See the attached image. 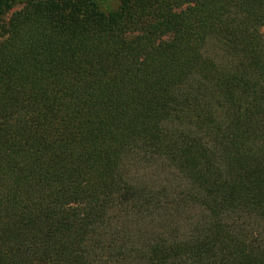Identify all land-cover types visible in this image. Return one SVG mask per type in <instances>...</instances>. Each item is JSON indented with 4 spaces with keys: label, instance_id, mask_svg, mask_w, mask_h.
<instances>
[{
    "label": "trees",
    "instance_id": "1",
    "mask_svg": "<svg viewBox=\"0 0 264 264\" xmlns=\"http://www.w3.org/2000/svg\"><path fill=\"white\" fill-rule=\"evenodd\" d=\"M0 0V264H264V0Z\"/></svg>",
    "mask_w": 264,
    "mask_h": 264
},
{
    "label": "rangeland",
    "instance_id": "2",
    "mask_svg": "<svg viewBox=\"0 0 264 264\" xmlns=\"http://www.w3.org/2000/svg\"><path fill=\"white\" fill-rule=\"evenodd\" d=\"M114 3H116L114 0H107L106 1V3L104 2V4L102 5V7H108V6H114L115 4Z\"/></svg>",
    "mask_w": 264,
    "mask_h": 264
}]
</instances>
